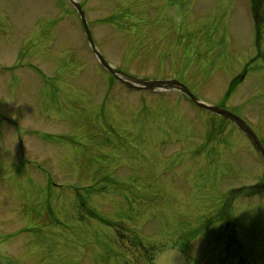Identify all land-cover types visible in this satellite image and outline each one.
Wrapping results in <instances>:
<instances>
[{
  "label": "rangeland",
  "instance_id": "obj_1",
  "mask_svg": "<svg viewBox=\"0 0 264 264\" xmlns=\"http://www.w3.org/2000/svg\"><path fill=\"white\" fill-rule=\"evenodd\" d=\"M79 1L99 48L114 65L137 76L179 77L203 99L244 114L264 139V76L257 80L248 72L228 95L230 80L240 72L238 58L257 54L248 0ZM77 16L67 0H0V62L12 64L15 48L23 44L17 39L26 36L25 54L33 68L30 76L23 73L26 69L18 71L26 77L20 88L0 74V117H17L19 126L30 131L42 126L58 141L46 150L32 144L29 152L42 162L49 179L18 177L14 184L0 160V264H78V259L83 262L79 256L91 259L83 264L102 261L108 243L115 246L113 229L79 211L85 227H94L80 229L76 215L65 214L69 207L76 213L79 206L71 197L87 198L101 219L119 228L124 221L126 228L141 232L149 256L176 239L182 243L190 238L185 246L190 264H264L262 199L252 194L236 201L239 241L229 252L224 246L225 217L217 211L230 188L264 177V163L248 140L177 92H132L115 83L89 51ZM258 34L264 53V24ZM218 55L227 58L222 61ZM253 64L264 74V56ZM44 74L52 76L42 87L58 84L55 98L49 94L55 86L37 95ZM11 76L16 74L11 71ZM8 127L0 119L3 141L10 138V130L14 133L12 125L6 133ZM211 151L208 160L204 154ZM175 152L181 154L172 158ZM18 158L11 147L16 166ZM174 161L179 162L175 168L165 167ZM213 167L220 170L218 175ZM27 169L21 175L43 176L34 167ZM192 184L196 201L190 197ZM47 194L54 197L55 213L45 216L42 201ZM208 214L211 219L198 227L200 234L194 238L189 232Z\"/></svg>",
  "mask_w": 264,
  "mask_h": 264
},
{
  "label": "water",
  "instance_id": "obj_2",
  "mask_svg": "<svg viewBox=\"0 0 264 264\" xmlns=\"http://www.w3.org/2000/svg\"><path fill=\"white\" fill-rule=\"evenodd\" d=\"M76 7L78 8L82 20L85 25V30L88 36V39L92 45L93 50L95 53L98 55L99 59L101 60L102 64L111 72L115 74V76L124 84H126L128 87L132 89H140V88H147V89H155L157 87H164V88H178L181 91L185 92L189 96L192 97V99L197 100V98L189 91L187 87H185L182 83L176 80H166V81H154L150 79H140V78H135L132 76H129L122 72L119 69H115L110 66L108 62L105 61V59L102 57V55L99 53V51L96 49L91 32L89 30V27L86 23L85 15L78 3H75ZM202 106L218 113L221 114L228 119L234 121L246 134L247 136L251 139L255 147L261 152V154L264 157V147L261 144L260 140L258 139L257 135L255 132L248 126V124L243 121L240 117L236 116L235 114L219 108L217 106H209L203 103H200ZM185 256L184 253L181 250L175 249V248H169L166 249L162 254L159 256L157 264H184Z\"/></svg>",
  "mask_w": 264,
  "mask_h": 264
}]
</instances>
